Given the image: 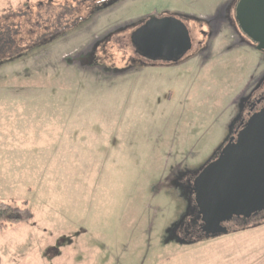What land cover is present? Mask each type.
Segmentation results:
<instances>
[{"label": "rangeland", "instance_id": "obj_1", "mask_svg": "<svg viewBox=\"0 0 264 264\" xmlns=\"http://www.w3.org/2000/svg\"><path fill=\"white\" fill-rule=\"evenodd\" d=\"M78 1L0 0V19L17 21L24 45L28 28L40 36L75 18ZM236 2L115 0L0 58V200L31 215L0 229V264H222L219 249L264 264V229L246 233L244 259L249 239L182 244L176 232L189 197L174 180L209 162L264 74V53L227 29ZM151 15L187 26L192 49L178 63L134 54L130 35ZM221 15L220 29L207 27ZM218 240L227 246L212 252Z\"/></svg>", "mask_w": 264, "mask_h": 264}, {"label": "water", "instance_id": "obj_2", "mask_svg": "<svg viewBox=\"0 0 264 264\" xmlns=\"http://www.w3.org/2000/svg\"><path fill=\"white\" fill-rule=\"evenodd\" d=\"M233 9L238 31L264 53V0H238ZM130 41L140 57L151 63L176 64L192 49L187 26L168 15L146 18ZM193 173L191 193L204 232L198 238L225 235L229 230L224 224L264 213V105Z\"/></svg>", "mask_w": 264, "mask_h": 264}, {"label": "trees", "instance_id": "obj_3", "mask_svg": "<svg viewBox=\"0 0 264 264\" xmlns=\"http://www.w3.org/2000/svg\"><path fill=\"white\" fill-rule=\"evenodd\" d=\"M115 0H81L75 3L78 13H72L71 16L75 18L68 20L65 23H58L51 28L50 32L43 33L40 36H34L29 33L24 34L26 42L22 45V40H19L21 26L14 21V18H1L0 19V58L6 56L9 60L18 56L20 51L28 48H36L54 41L61 35L69 32L71 29L76 28L82 23L92 18L94 13L109 7ZM229 6L226 8L228 10ZM226 10V15L228 11ZM233 16V15H232ZM228 16H226L227 18ZM34 36V37H33ZM24 39V40H25ZM22 46V47H20ZM31 219L29 209L26 204L16 205L11 202H3L0 200V229H5L9 226L20 225L27 223ZM230 233V231H229Z\"/></svg>", "mask_w": 264, "mask_h": 264}, {"label": "flooded vegetation", "instance_id": "obj_4", "mask_svg": "<svg viewBox=\"0 0 264 264\" xmlns=\"http://www.w3.org/2000/svg\"><path fill=\"white\" fill-rule=\"evenodd\" d=\"M228 15H225V20L228 23V29L235 28L237 31V25L236 22L234 21V14L232 12L231 14V9L230 7L228 8ZM233 15V16H232ZM226 16H228L226 18ZM145 21V20H144ZM143 21V22H144ZM142 22V23H143ZM141 23V24H142ZM140 24V26H141ZM207 27L211 28L209 24H207ZM131 43V41H130ZM133 48V46H132ZM134 49V54L136 55L137 59L140 61H143L147 64H153L149 62L147 59H144L140 57V55L136 52L135 48ZM264 105V74H262V78L259 83V87L256 89H253L250 93H247L246 96H243L239 100L238 104V117L236 118L235 122L233 123V126L231 127V132L228 135L226 141L224 142L223 145H225L227 142L231 140L233 136L237 134L238 131H240L243 127L248 118L254 114L255 112H258L261 107ZM222 145V146H223ZM220 146V147H222ZM219 147V148H220ZM219 148L215 151L213 156L209 159L212 160L216 153L218 152ZM193 172L191 175L185 177L184 179H176L174 180V184L179 187H183L187 190V195L189 197V210L186 216L183 218V221L176 227V232L178 237L182 238L183 236L186 237V239H195L196 237H200L203 235L202 231V222L201 219L197 218V211L194 208V202H193V195L191 193V188H192V181H193ZM264 218V213L256 214L252 216V219L245 221L243 218L241 219H233L231 222L228 224H224L223 226L229 230L230 227H238L241 226V224H248L253 223L257 220L263 219Z\"/></svg>", "mask_w": 264, "mask_h": 264}, {"label": "crops", "instance_id": "obj_5", "mask_svg": "<svg viewBox=\"0 0 264 264\" xmlns=\"http://www.w3.org/2000/svg\"><path fill=\"white\" fill-rule=\"evenodd\" d=\"M218 14H220V13H218ZM216 15V16H219V15ZM224 14V13H223ZM216 16H212V17H209V19H207V22H208V24L211 26V28H213V29H220V25H221V23L223 22L222 20V15H221V17L220 18H218V17H216ZM228 29V28H227ZM229 30V29H228ZM261 220V219H260ZM260 220H257V221H255V222H253V223H250V224H244V226L243 227H241V228H238V230H235V231H230V233L228 232L227 234H225V235H223V236H218V237H214V238H198V237H196L195 239H186V237H180V238H178V240L182 243V244H193V243H195V242H197V241H203V242H206L207 240H215V239H218V238H220V237H224V236H227L226 238L227 239H230L231 238V240H230V242H227V241H221V240H218V241H214L215 243H213V242H208V244H209V246H210V244L211 245H213V244H215L214 245V247L213 248H211V251L212 252H216L217 253V247H219L220 246V248H223L224 246H227L226 244L227 243H229V244H231V243H233L234 241H236L235 239L236 238H241V239H246L245 240V242L246 243H248V239L249 238H253L256 234H257V232H258V229H264V219H262L261 221ZM253 231V232H252ZM246 233H250V234H248V235H250V236H252L253 234H254V236L253 237H247L246 238V236H247V234ZM232 234V235H231ZM231 235V236H230ZM228 236H230V237H228ZM197 240V241H196ZM250 241H249V243H248V245L246 244V246H245V250H244V252L246 253V255L245 256H242V259H244V258H248L249 256H252L253 254H254V252H248V248H249V246H251L252 244H251V239H249ZM220 241V242H219ZM227 242V243H226ZM216 243H220V245L218 246V245H216ZM223 243H226V244H223ZM207 250H202V252H206ZM219 257H221V256H224L225 258H223V259H221L220 261L222 262V264H242V263H240L239 261H237V258H236V256L235 255H231V256H227V259L229 260V261H226L227 259H226V256L225 255H221V253H220V249H219ZM218 256V255H217ZM234 258H236V259H234Z\"/></svg>", "mask_w": 264, "mask_h": 264}]
</instances>
